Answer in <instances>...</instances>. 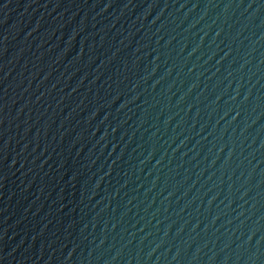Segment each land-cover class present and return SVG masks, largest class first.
Returning a JSON list of instances; mask_svg holds the SVG:
<instances>
[{
  "label": "water",
  "instance_id": "water-1",
  "mask_svg": "<svg viewBox=\"0 0 264 264\" xmlns=\"http://www.w3.org/2000/svg\"><path fill=\"white\" fill-rule=\"evenodd\" d=\"M0 264H264V0H0Z\"/></svg>",
  "mask_w": 264,
  "mask_h": 264
}]
</instances>
